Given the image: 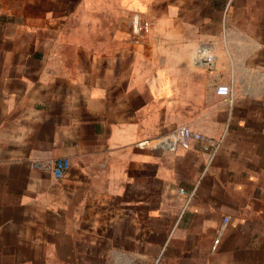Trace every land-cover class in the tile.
Instances as JSON below:
<instances>
[{
	"label": "crops",
	"instance_id": "0c3cea01",
	"mask_svg": "<svg viewBox=\"0 0 264 264\" xmlns=\"http://www.w3.org/2000/svg\"><path fill=\"white\" fill-rule=\"evenodd\" d=\"M0 264H264V0H0Z\"/></svg>",
	"mask_w": 264,
	"mask_h": 264
},
{
	"label": "built area",
	"instance_id": "2783aa9c",
	"mask_svg": "<svg viewBox=\"0 0 264 264\" xmlns=\"http://www.w3.org/2000/svg\"><path fill=\"white\" fill-rule=\"evenodd\" d=\"M150 22L143 18L138 12H134L131 17V28L132 33L136 38L144 37L150 30ZM210 60V57H207ZM215 92L218 95L231 97L232 87L230 84H218L215 88ZM200 142L203 149L211 147L210 141L203 137L198 131H193L188 126H180L177 129L160 135L154 138H144L137 142L139 147H157L167 149L169 151H175L177 148L187 149L190 147L192 142ZM228 217L223 218V223H226ZM219 239L216 238L213 241L212 248L214 249Z\"/></svg>",
	"mask_w": 264,
	"mask_h": 264
}]
</instances>
